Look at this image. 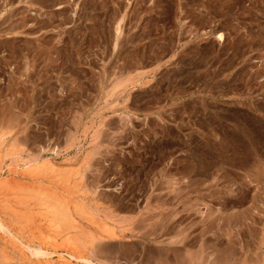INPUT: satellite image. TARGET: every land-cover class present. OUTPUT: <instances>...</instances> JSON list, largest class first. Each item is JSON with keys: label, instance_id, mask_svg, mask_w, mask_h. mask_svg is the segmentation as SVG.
Returning a JSON list of instances; mask_svg holds the SVG:
<instances>
[{"label": "rangeland", "instance_id": "rangeland-1", "mask_svg": "<svg viewBox=\"0 0 264 264\" xmlns=\"http://www.w3.org/2000/svg\"><path fill=\"white\" fill-rule=\"evenodd\" d=\"M0 221V264H264V0H0Z\"/></svg>", "mask_w": 264, "mask_h": 264}, {"label": "bare ground", "instance_id": "bare-ground-1", "mask_svg": "<svg viewBox=\"0 0 264 264\" xmlns=\"http://www.w3.org/2000/svg\"><path fill=\"white\" fill-rule=\"evenodd\" d=\"M219 38H221V35L218 34L217 35ZM63 184V183H62ZM75 186V185H74ZM65 189V188H64ZM74 189V188H73ZM43 195H47L48 198H50V201H51V204L48 205L49 207V212H51L52 214L51 215H54V218L51 216V219L54 221L57 220L56 222H54V225L55 227H60L59 224L60 223H66L67 224V221H69V219H71L70 217V210L72 209L73 212H75L76 214H78L80 217H81V213L83 212V208L78 205L76 206V204H73V206H71L70 204L71 203H68L66 201V199H64V197H59V196H56L54 193H46V192H42ZM82 195V194H81ZM46 197V196H45ZM76 203V202H75ZM44 204V203H43ZM84 213V212H83ZM82 213V217H84V214L83 215ZM92 218V217H91ZM48 219V218H47ZM51 221V222H53ZM72 221V220H71ZM73 223V222H72ZM77 223V222H75ZM74 223V224H75ZM49 224V223H48ZM70 224V223H69ZM74 226V225H72ZM77 226V225H76ZM79 227V226H77ZM76 227V229H78ZM75 228V227H74ZM0 229L1 230H4V232H8V227L6 228V226L4 224H2V222L0 221ZM65 229V228H64ZM10 230V229H9ZM71 230V229H70ZM10 232V231H9ZM8 232V233H9ZM77 238H79L77 236ZM99 238V237H97ZM96 238V239H97ZM80 239V238H79ZM73 245H75L74 243H72ZM68 246V245H67ZM86 247V246H85ZM32 248V247H31ZM69 248V247H68ZM78 248V247H77ZM76 248V249H77ZM75 249V247H74ZM74 249H69V250H65V252H57V260L59 262V264H71V259H74V260H80L82 262H87L88 264H91V261L86 258L85 255H83L82 253L80 254V252H75ZM29 250V249H28ZM78 251V250H77ZM30 252L32 253V255H35V256H43V257H47L49 258V256H51L52 252H49L47 249H42V247L38 246L34 249H31ZM54 252V251H53ZM6 257V256H5ZM48 263V262H47Z\"/></svg>", "mask_w": 264, "mask_h": 264}]
</instances>
